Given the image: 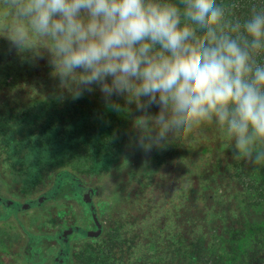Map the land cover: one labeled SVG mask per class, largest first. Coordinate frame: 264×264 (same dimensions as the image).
<instances>
[{"label": "trees", "instance_id": "obj_1", "mask_svg": "<svg viewBox=\"0 0 264 264\" xmlns=\"http://www.w3.org/2000/svg\"><path fill=\"white\" fill-rule=\"evenodd\" d=\"M217 2L241 23L253 7L264 10V0ZM14 23L0 0V152L15 153L17 147L27 154L46 152L50 161L42 168L50 167L55 155L66 161L79 157L87 177L107 173L111 196L99 209L104 220L110 218L108 208L115 217L94 240L104 256L100 264H264V163L232 158L234 141L215 123L187 135L176 131V146L168 142L144 151L136 127L142 113L134 103L113 97L120 105L114 110L98 88L74 98V85L55 74L44 40L21 48L10 43ZM257 59L264 63V56ZM36 105L35 119L25 125ZM13 121L22 125L17 132ZM50 172L46 196L57 191L68 197L62 192L67 183L77 196L83 183L72 177L74 171L60 164Z\"/></svg>", "mask_w": 264, "mask_h": 264}, {"label": "clouds", "instance_id": "obj_2", "mask_svg": "<svg viewBox=\"0 0 264 264\" xmlns=\"http://www.w3.org/2000/svg\"><path fill=\"white\" fill-rule=\"evenodd\" d=\"M10 43L48 46L74 98L98 88L114 110L126 96L142 113L138 146L215 123L232 158L264 163V10L242 23L217 0H3ZM159 111L152 115L149 110Z\"/></svg>", "mask_w": 264, "mask_h": 264}, {"label": "rangeland", "instance_id": "obj_3", "mask_svg": "<svg viewBox=\"0 0 264 264\" xmlns=\"http://www.w3.org/2000/svg\"><path fill=\"white\" fill-rule=\"evenodd\" d=\"M12 64V69H15V63ZM8 70H10L12 75L14 74L10 68ZM31 97L36 96L31 95ZM39 107V105H36L31 108L25 125L35 119L34 116L38 112ZM10 126L14 127L15 132L22 127V125L19 126L17 124V121L11 122ZM174 138L175 133H171V137L167 142H162L161 144L165 146L169 142L172 147L176 146L177 143H175L176 140ZM52 147H54L53 144ZM20 149L17 147L14 153L12 150L9 151L8 148H4V152H0V180L3 187L0 188V197L2 196L0 200V264H57V258L62 259V264H100L99 259L104 256L98 255V250L97 248L95 249L97 247L95 245L96 242L92 239L85 241L84 236H78L79 233L75 230L73 232V226L78 224L75 213H87L89 208L83 189H77V196L72 197L71 191L73 189L67 183V186H63L62 192H65L66 195L69 194L67 195L68 197L61 198L55 205H46V208L43 207L41 210L23 211L19 208V204L28 203V200L32 199V205L37 206L35 198L42 194L47 187L52 174L50 170H54L61 164L64 168L74 171L76 177H72L75 180L79 178L85 187H92L94 184L100 183V187L94 190L90 204L94 206L95 211L97 210V217L102 223V231H104L110 226V220L112 221L113 212H115L112 208H108L107 212L110 218L104 220L101 215L102 211L99 209L104 207L103 205L108 202V198L111 196L110 183L108 184L106 181L107 173L100 176L87 177L83 173L82 159L70 157L72 159L66 161L63 160L64 158H57L54 153L52 155H55L56 158L54 157L55 161L52 162L53 164L50 167L42 168V162L50 161L46 152L35 150V153L27 154L28 149ZM55 150L60 149L57 147ZM6 155L7 160L5 159ZM70 178L71 176L67 177L68 180ZM143 182L145 183V180ZM43 195L46 196L45 193ZM5 200H11L12 202L10 205H6ZM18 219L20 222H24L30 235L27 238L30 248L28 249L26 260L22 259L20 254L21 247L26 239H24L23 228L19 227ZM87 221L89 219L85 216L83 222ZM60 233L63 236L72 233L66 237L68 241L66 246L62 245L60 240H47L49 235L52 238H56L55 235ZM44 258L47 260L44 261ZM109 260L111 259L109 258Z\"/></svg>", "mask_w": 264, "mask_h": 264}, {"label": "flooded vegetation", "instance_id": "obj_4", "mask_svg": "<svg viewBox=\"0 0 264 264\" xmlns=\"http://www.w3.org/2000/svg\"><path fill=\"white\" fill-rule=\"evenodd\" d=\"M0 188H3L2 187V182L0 180ZM79 188L80 189H84V188H88V187H85V186H81L79 184ZM92 188V193H91V196H90V201L87 202V204L89 205V208H88V211L87 213L83 214V213H75V218H76V222H78V224L76 226H73V232L74 230L77 231L79 234L78 236H84V240L87 241V240H96L99 238L102 230H103V226H102V223L99 221L98 217H97V213L95 211V208L93 205H91V197L93 196L94 194V190L95 188L94 187H90ZM44 193L40 194L39 196H37L35 199H36V205L37 206H33L32 205V199L28 200V203H20L19 204V208L22 209L23 211L24 210H41L43 207L46 208L45 206L46 205H55L57 202H59V200L62 198L61 195H59V193L56 191V192H53L52 195L50 196H44L43 195ZM2 197V196H1ZM0 197V200L2 199ZM12 201L11 200H5V204L6 205H10ZM22 205H25V207L23 208ZM85 216H87V219H89V221L87 222H83ZM64 218V217H63ZM18 223H20V226L19 227H22L23 228V231H24V239L25 242L23 244V246L21 247V251H20V254L22 256V259L26 260V257L28 255V249L30 248V245L28 244V241H27V238L30 237L29 235V231L26 229L25 225H24V222L23 221H19V219L17 220ZM97 223V225H96ZM24 226V227H23ZM21 228V230H22ZM97 231H99L97 233ZM54 232V230H53ZM96 232V234H95ZM72 234V233H71ZM70 234V235H71ZM83 234V235H82ZM87 234H89V236H87ZM69 234L67 236H70ZM66 235L63 236L62 233L58 234V235H55L56 238H52L50 235L48 236L47 240L48 241H51L52 239L55 240H60L61 244L66 246L68 244V241H67V237ZM47 259L44 258V261H46ZM57 264H62V259L61 258H57Z\"/></svg>", "mask_w": 264, "mask_h": 264}, {"label": "water", "instance_id": "obj_5", "mask_svg": "<svg viewBox=\"0 0 264 264\" xmlns=\"http://www.w3.org/2000/svg\"><path fill=\"white\" fill-rule=\"evenodd\" d=\"M83 191H85V194H86L85 195L86 196V198H85L86 202H89L90 201V196H91V193H92V188H90V187L84 188ZM22 207L24 208L25 205H22ZM96 225H97V223H96ZM98 232L99 231H97V233ZM95 234H96V232H95ZM87 236H89V234H87Z\"/></svg>", "mask_w": 264, "mask_h": 264}]
</instances>
